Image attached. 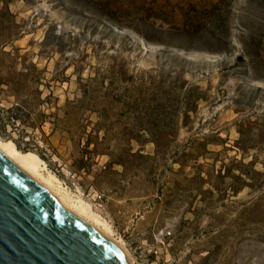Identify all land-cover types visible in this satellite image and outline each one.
<instances>
[{
	"label": "rangeland",
	"instance_id": "rangeland-1",
	"mask_svg": "<svg viewBox=\"0 0 264 264\" xmlns=\"http://www.w3.org/2000/svg\"><path fill=\"white\" fill-rule=\"evenodd\" d=\"M5 2L20 34L4 50L42 74L19 96L0 90V138L34 149L21 151L103 216L135 264H264V0ZM214 5L227 28L217 37ZM122 66L146 81L180 76L204 96L168 150L133 142L148 157L128 169L86 146L96 112L63 116L82 86L97 97ZM24 99L44 123L12 124L8 108ZM56 105L69 132L54 129Z\"/></svg>",
	"mask_w": 264,
	"mask_h": 264
},
{
	"label": "trees",
	"instance_id": "trees-1",
	"mask_svg": "<svg viewBox=\"0 0 264 264\" xmlns=\"http://www.w3.org/2000/svg\"><path fill=\"white\" fill-rule=\"evenodd\" d=\"M215 7L214 5L209 10L214 15L209 16L207 23L209 31L217 37L221 34L220 30L226 31L227 28L222 27L221 15L216 14L218 11ZM19 34V25L8 3L5 2L3 6L0 5V90L13 96H19L23 91L32 89L42 74L34 63L21 62L20 65L23 67L18 69L16 66L18 56L4 50L8 45L13 46ZM110 79L108 87L104 88V82H101L100 87L103 90L98 91L97 97L91 94L93 90L82 86L81 96L75 101L67 100L64 105L67 110L63 112L64 117L82 114L86 110L98 114L99 119L95 127L87 134L89 136L86 146L94 145L90 150L93 154L108 155L110 160L107 166L119 165L128 169L131 163L140 158H147L142 149H135L133 142L140 146L153 143L157 155L171 148L179 133L181 121L189 119L190 113L196 111L197 101L204 98L200 86L188 85L180 76L171 84L157 81L155 78L146 81L129 74L122 66L120 72H114ZM92 80L94 79L91 78L90 81ZM193 91L199 92L194 94ZM41 92L39 89L36 91L37 95ZM50 96L52 93L45 99L47 103H50L48 100ZM55 107L56 112L50 115L55 119L54 129L60 128L69 132V126L59 112L63 107L58 105ZM8 111L13 113L10 116L13 125L18 121L37 127L48 117L45 112H35V105H32L29 99L17 101L8 108ZM82 130L86 133L84 126ZM102 131L104 135L100 140ZM93 138L95 140H92ZM12 140L20 150H34L29 147L23 149L20 140Z\"/></svg>",
	"mask_w": 264,
	"mask_h": 264
},
{
	"label": "water",
	"instance_id": "water-1",
	"mask_svg": "<svg viewBox=\"0 0 264 264\" xmlns=\"http://www.w3.org/2000/svg\"><path fill=\"white\" fill-rule=\"evenodd\" d=\"M0 264H130L0 151Z\"/></svg>",
	"mask_w": 264,
	"mask_h": 264
},
{
	"label": "bare ground",
	"instance_id": "bare-ground-1",
	"mask_svg": "<svg viewBox=\"0 0 264 264\" xmlns=\"http://www.w3.org/2000/svg\"><path fill=\"white\" fill-rule=\"evenodd\" d=\"M0 151L34 181L54 195L65 209L114 242L124 252L129 263L135 264L124 239L116 237L112 225L95 212L83 197L74 195L66 188L62 180L47 168L46 162L42 158L32 152L23 153L13 141L7 142L1 138Z\"/></svg>",
	"mask_w": 264,
	"mask_h": 264
}]
</instances>
